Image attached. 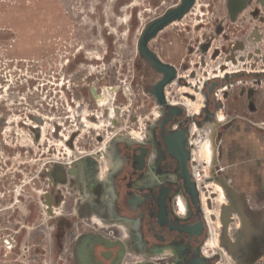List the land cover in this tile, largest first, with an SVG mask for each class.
<instances>
[{"label": "rangeland", "instance_id": "obj_1", "mask_svg": "<svg viewBox=\"0 0 264 264\" xmlns=\"http://www.w3.org/2000/svg\"><path fill=\"white\" fill-rule=\"evenodd\" d=\"M185 1L0 0V264H87L91 236L129 241L80 216L76 179L55 172L88 156L106 178L115 138L141 139L165 104L211 111L188 127L203 254L264 264V207L253 226L237 192L264 189V79L235 78L264 72V0ZM211 78L231 83L208 108Z\"/></svg>", "mask_w": 264, "mask_h": 264}, {"label": "flooded vegetation", "instance_id": "obj_2", "mask_svg": "<svg viewBox=\"0 0 264 264\" xmlns=\"http://www.w3.org/2000/svg\"><path fill=\"white\" fill-rule=\"evenodd\" d=\"M263 74L249 73L248 76L244 72L235 78L261 80L264 77L259 76ZM229 83L230 79L224 78L205 80L200 91L205 96L206 107H214L219 102V89ZM165 106L179 108L182 113L168 111ZM210 113L207 110L189 118L182 107L165 104L160 108L159 117L142 131L141 139L125 133L120 136L121 142L114 140L111 148L113 165L106 178H100L97 162L88 156L77 157L74 162L91 158L96 163L94 172L80 166H74L75 177L68 175L71 167L58 170L62 177H57L55 172L58 180L76 179L83 198L80 216L93 218L96 215L104 225L124 228L130 237L129 241L124 240L125 234L119 229L112 230L108 239L91 236L85 245L87 264H117L126 257L123 256L126 251L153 258L154 262L141 264H217L220 257L205 256L202 251L209 239V227L191 167L188 131L193 120L201 126L200 120L204 122ZM70 139L66 143H71ZM237 192L243 201L241 207L246 219L253 226H259L264 189L257 192L249 188ZM178 197L182 198L185 210ZM225 210L222 222L228 223ZM106 225L104 229L109 227ZM225 238L227 251L233 253V242L226 233Z\"/></svg>", "mask_w": 264, "mask_h": 264}, {"label": "water", "instance_id": "obj_3", "mask_svg": "<svg viewBox=\"0 0 264 264\" xmlns=\"http://www.w3.org/2000/svg\"><path fill=\"white\" fill-rule=\"evenodd\" d=\"M185 2H187V0L185 1ZM157 25V24H156ZM169 74H171V70L170 69H165ZM259 77H264V74L263 75H260ZM92 92H94V89L92 88ZM165 109L166 110H168V111H172V112H178L179 114H181L182 113V111L179 109V108H170V107H167V106H165ZM176 114V113H175ZM177 115V114H176ZM174 116V115H173ZM186 132V131H185ZM181 137H183V135H184V132L182 131L181 133ZM121 140H122V138H120V137H117L116 139H115V142H117V143H119V142H121ZM74 166H80V167H84L85 169H86V167H87V169L88 168H90L91 170H93V172L95 171V166H96V163H95V161H93L91 158H82V159H80V160H78L77 162H74V164H73V166L68 170V175H70V176H73V177H75L76 175H77V173H76V170H75V168H74ZM62 173L60 172V171H57L56 172V176L57 177H62ZM238 198H239V201L241 202V205H242V203H243V201H242V199L240 198V195H238ZM230 211V209L229 208H227L226 210H225V217H226V214L228 213Z\"/></svg>", "mask_w": 264, "mask_h": 264}, {"label": "bare ground", "instance_id": "obj_4", "mask_svg": "<svg viewBox=\"0 0 264 264\" xmlns=\"http://www.w3.org/2000/svg\"><path fill=\"white\" fill-rule=\"evenodd\" d=\"M189 144H190V148H191V143H190V141H189ZM192 151H191V167H192ZM112 165H113V162H107V166L108 167H112ZM115 165V164H114ZM112 169V168H111ZM108 174V173H107ZM107 176V175H106ZM105 176V177H106ZM194 176V175H193ZM195 177V176H194ZM209 180H207V182H208ZM197 187L199 188V186L197 185ZM182 198H180V197H178V200H179V203H180V205H181V208L183 209V210H185L184 208H183V202H182V200H181Z\"/></svg>", "mask_w": 264, "mask_h": 264}, {"label": "crops", "instance_id": "obj_5", "mask_svg": "<svg viewBox=\"0 0 264 264\" xmlns=\"http://www.w3.org/2000/svg\"><path fill=\"white\" fill-rule=\"evenodd\" d=\"M261 190H257V192H260ZM249 196V195H248ZM252 196V195H251ZM253 196H254V194H253Z\"/></svg>", "mask_w": 264, "mask_h": 264}]
</instances>
